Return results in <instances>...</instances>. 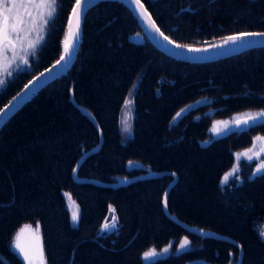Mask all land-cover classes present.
Segmentation results:
<instances>
[{
  "label": "trees",
  "instance_id": "16d2710c",
  "mask_svg": "<svg viewBox=\"0 0 264 264\" xmlns=\"http://www.w3.org/2000/svg\"><path fill=\"white\" fill-rule=\"evenodd\" d=\"M76 0L57 14L31 73L0 92V110L54 64ZM161 31L187 47L240 33H264V0H142ZM140 35L139 43L133 41ZM133 103L132 135L122 111ZM187 112L181 114L187 107ZM264 111V48L209 63L164 55L122 3L103 2L84 18L69 72L53 81L0 130V264H24L13 241L24 225L39 227L47 264H264V172L242 164L222 185L235 153L264 135V122L212 139L215 120ZM88 113L94 121L86 114ZM79 165L76 175L74 172ZM169 172L161 178L149 175ZM137 179L122 187L119 184ZM230 242L190 232L171 220ZM78 207L72 223L69 202ZM73 202V203H74ZM119 227L99 234L109 208ZM187 240L189 247L180 251ZM167 256L144 263L150 249Z\"/></svg>",
  "mask_w": 264,
  "mask_h": 264
},
{
  "label": "water",
  "instance_id": "95a60500",
  "mask_svg": "<svg viewBox=\"0 0 264 264\" xmlns=\"http://www.w3.org/2000/svg\"><path fill=\"white\" fill-rule=\"evenodd\" d=\"M119 2L125 5L135 16L136 20L138 21L145 37L152 43V45L157 48L160 52H162L164 55L171 57L175 60L181 61V62H186V63H193V64H200V63H209V62H214L218 61L221 59H225L228 57L236 56L239 55L243 52L252 50V49H257V48H264V37H250L244 41H238L236 43L228 42L227 44L225 43V39L213 43L210 45L202 46V47H187V46H182L174 41H172L168 36V40H165L162 36H160L159 32H156L154 29L159 28L157 23L155 22L154 18L152 17L151 13L148 11L146 8L145 4L142 2L143 9L138 10V6L134 5L132 3V0H86V2L82 6V12H81V19H80V26H79V34L78 36H72L71 37V49L70 55L65 56L64 53V44L66 38H69L70 31H75V21L73 20V8L76 5V2L74 3L66 25V31L64 34V38L61 43V48H62V54L60 58L52 64L50 67L47 69L43 70L40 72L38 75H36L34 78H32L10 101L0 110V130L2 127L6 124V122L14 116L27 102H29L38 92H40L43 88H45L47 85L52 83L53 81L59 79L63 75L67 74L71 67L73 66L80 45L82 41V27H83V22L86 13L97 6L100 3L103 2ZM144 12V16H140V12ZM71 22V23H70ZM160 32L161 29L159 28ZM163 33V32H162ZM164 34V33H163ZM164 36H166L164 34ZM142 40V36L137 35L134 37L133 41L135 43H139ZM171 41L172 43H169ZM180 45L181 47L177 48L176 45ZM190 49H200V51H191ZM64 56V59L61 60V57ZM59 61V63H57ZM43 74V75H42ZM86 113V112H85ZM93 121L94 119L86 113ZM243 119L240 121L248 120ZM239 122V121H238ZM236 122L233 125V128H238L236 125ZM264 122V117H260L257 121L253 122L249 120V123L247 125L241 123L239 127H245L251 124L255 123H261ZM79 168V165L77 166L74 175H76L77 170ZM166 175H172L169 172H160V173H154L149 175L151 178H161ZM138 179V178H137ZM136 178L133 180H128V181H123L119 184H113V185H108V184H101L96 181H81V182H91L95 183L100 186L104 187H122L128 184H131L137 180ZM177 180L174 181V183L168 188L164 201L167 202V195L168 191L171 189V187L176 183ZM165 212L167 215L171 218L172 221L175 223L179 224L180 226L184 227L185 229L189 230L190 232L197 233V234H205L206 236L210 238H214L217 240H223L226 242H230L234 244L235 246L239 247V245L224 236L220 235H214V234H206L201 231H198L196 229L190 228L182 223H180L176 218L171 217L166 208V203H165ZM243 258V252L241 251V256L239 258V261L237 264H241ZM188 264H211L205 261H192Z\"/></svg>",
  "mask_w": 264,
  "mask_h": 264
},
{
  "label": "rangeland",
  "instance_id": "374dc122",
  "mask_svg": "<svg viewBox=\"0 0 264 264\" xmlns=\"http://www.w3.org/2000/svg\"><path fill=\"white\" fill-rule=\"evenodd\" d=\"M5 2L7 4V6H11L10 3H8V0H5ZM18 10L25 20L24 27L25 28L29 27L30 26L29 25V18L26 15H24V8H18ZM57 10H58V0H55L54 11L52 13V16L48 19V23L42 27V31L39 33V36L41 38L36 43V46L34 49L22 50L21 47L18 45L15 57L12 56L11 51H9L7 53V58L4 62V66L7 67V71H0V80L4 81L3 84H0V92L8 85V83L11 80L16 78L19 74L31 73L33 71V64L37 60L38 52L46 43L48 33H49V28H50V25L53 22L56 14H57ZM28 11L32 12L33 16L36 15V10L30 6L28 7ZM22 35H23V33H22ZM28 39L36 41L37 40V33L35 31L31 32ZM25 48H26V45H25ZM25 61H27V63H25ZM191 107H193V105L187 107L184 111H182L181 114H179L177 116V118H179L181 115H183L185 112H187ZM261 112H264V111H247V112L238 113V114L231 115V116L223 118V119L213 121V123L210 127V130H209L210 137L206 142H204V144H208L212 139L225 136V135L229 134L230 132H232L233 130L241 128V127L233 128V125L240 120L249 118L250 116H257ZM133 115H134L133 103H132L131 94H130V97L126 100V102L124 104L123 111H122V120H121L122 131H123L124 135L127 137L132 135V123H133V118H134ZM235 159H236V161H235L234 167L223 177V180H222L223 186L227 185L230 181H233L234 179L238 178V176H239L238 174H239V171L242 170V164L243 163H246L247 166H250V168H252V172H251L252 175H257V174L264 172V170L257 172V169L260 168L261 165H264V135H260V136L255 137L254 142L250 148H248L242 152L235 153ZM225 177H227V179H225ZM70 200L74 202L73 199L70 198ZM73 202H69V209H70V213L72 216V223L74 225H76L78 222V218L74 222L73 221V214H76L78 217L79 213H78L77 204L75 202L74 203ZM112 209H114V208L113 207L109 208L108 217L104 220V223H103L102 227L100 228L99 234H102V235L108 234V233L118 229L119 223L117 220V216H116L115 210H114V213L111 211ZM113 215L116 217V227L115 228H108L107 230H105V228H104L105 224L107 223L110 225L112 223ZM26 226H29V227L26 229V231L23 234H21L20 243L23 246L27 247L28 245L32 244L34 242V238L38 236L39 241L43 247L39 227L24 225L21 229H25ZM257 229H258V232L260 235V233L262 231H264V224H259L257 226ZM20 230L18 231V233L16 234V236L14 238L13 249L21 257L24 264H27V262L23 259L22 255L20 254L19 249H17L15 247L16 237L18 234H20ZM260 237L264 240V237H262L261 235H260ZM188 247H189V243L183 249L180 248V251L186 250V249H188ZM165 249H167V251H165ZM151 252H155L156 255H154V256L150 255L148 257H145V253H151ZM145 253L142 255V260L144 263H149V262H152L156 259L167 256L168 253H170V248L165 247L161 251H158L155 249H150ZM44 258H45V254H44ZM45 261H46V259H45ZM46 264H47V262H46Z\"/></svg>",
  "mask_w": 264,
  "mask_h": 264
},
{
  "label": "snow or ice",
  "instance_id": "6c2138e0",
  "mask_svg": "<svg viewBox=\"0 0 264 264\" xmlns=\"http://www.w3.org/2000/svg\"><path fill=\"white\" fill-rule=\"evenodd\" d=\"M86 0H76V5L73 8V20L75 21V31H70L69 38H66L64 44V53L65 56L70 55L71 49V37L78 36L79 26L81 19L82 6ZM11 6H7L5 0H0V71H7V67L4 66V62L7 58V53L11 51L12 56H16L17 46L19 45L22 50L34 49L36 43L41 38L39 33L42 31V27L48 23V19L52 16L54 11L55 0H8ZM134 5L138 6L139 9H143L141 0H132ZM32 7L36 10V15L33 16L32 12L28 11V7ZM18 8H24V15L29 18V27L25 28V20ZM140 16H144V12H140ZM71 23V22H70ZM156 32L160 33L165 40H168L167 36H164L160 32L159 28L154 29ZM35 31L37 33V40L33 41L28 39L31 32ZM23 33V35H22ZM250 37H264V33H240L238 35L229 36L225 39V43L228 42L236 43L238 41H244ZM169 43H172L169 41ZM26 45V48H25ZM177 48L181 47L176 45ZM191 51H200V49H190ZM64 59V56L61 57V60ZM27 63V61H25ZM59 63V61L57 62ZM43 75V74H42ZM4 81L0 80V84H3ZM260 117H264V112L259 113L257 116H250L248 120L239 121L237 127L241 123L247 125L250 121H257ZM264 170V165H261L257 169V172ZM227 179V177H225ZM166 203V202H165ZM114 213V209L111 210ZM77 215L73 214V221L77 220ZM29 226H26L25 229L20 230V234L17 235L15 241V247L19 249L20 254L27 264H46L44 258L43 247L39 241V237L34 238V242L27 247L23 246L20 243L21 234H23ZM116 227V217L113 215L112 223L105 224L104 228ZM264 237V231L260 233ZM188 244V241L185 240L181 243L180 248L183 249ZM167 251V249H165ZM156 255L155 252L145 253V257Z\"/></svg>",
  "mask_w": 264,
  "mask_h": 264
}]
</instances>
